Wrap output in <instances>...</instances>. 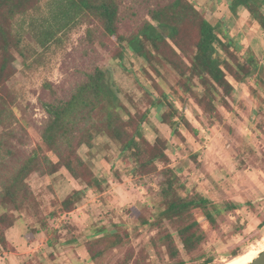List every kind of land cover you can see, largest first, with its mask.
Here are the masks:
<instances>
[{"label": "rangeland", "instance_id": "374dc122", "mask_svg": "<svg viewBox=\"0 0 264 264\" xmlns=\"http://www.w3.org/2000/svg\"><path fill=\"white\" fill-rule=\"evenodd\" d=\"M157 1L169 4L173 0ZM196 1L206 19L220 26L219 37L235 44L232 55L220 50L222 58L237 69L253 54L258 64L255 73L242 82L229 77L233 90L226 97L228 105L222 101L221 91L213 100L218 112L214 118L199 105L204 92L198 80L181 77L161 58L149 63L121 42L142 26L147 18L144 8L138 6L135 17L121 12L116 36L107 35L93 17L77 23L68 22L63 14L61 26L64 22L67 26L56 38L46 40V29H57L56 6H62L63 12L70 6L68 0H41L39 10L20 15L13 23L26 58L12 50L11 76L0 82V96L5 101L1 109L9 114L8 123L0 125V134L11 131L7 139L14 156L15 151L21 158L40 152L56 162L54 155L41 148L40 139L47 121L43 104L54 99L50 89L67 98L92 66L101 68L111 90L108 109L115 105L125 120L130 118L128 112L137 117L147 114L143 133L151 143L156 132L167 139L170 167L185 187H177L179 196H201L208 201L215 222L206 220L204 214L195 215L205 240L194 253H186L176 225L162 220L165 206L159 184L165 177L132 176L135 160L120 157V143L98 134L94 146H81L78 155L90 166L101 190L86 189L65 169L47 177L31 175L28 183L36 201L29 203V211L21 215L14 208L0 207V215L15 220L6 231L12 252L0 248V264H124L127 257H131L128 264H249L264 251V27L245 8L233 14L230 0ZM253 1L261 5L264 16L263 0ZM122 3L121 10L130 0ZM187 26L182 46L193 53L198 34L194 26ZM155 101H160L157 106ZM164 112L175 114L177 135L160 122ZM159 168L165 166L159 164ZM75 190L86 194L75 197L74 210L51 217ZM167 234L179 250L176 259L167 241L161 239ZM115 235L123 236L122 242L108 244L112 239L107 237ZM101 237L106 242L95 249L104 253L92 261L87 245Z\"/></svg>", "mask_w": 264, "mask_h": 264}, {"label": "trees", "instance_id": "16d2710c", "mask_svg": "<svg viewBox=\"0 0 264 264\" xmlns=\"http://www.w3.org/2000/svg\"><path fill=\"white\" fill-rule=\"evenodd\" d=\"M230 1V10L233 14L239 7H244L264 27L261 5L253 0ZM40 2L41 0H0V82L11 76V64L14 60L12 50H17L26 58L21 46V37L14 32L13 23L20 15L28 16L30 11L34 13L39 10ZM68 2L70 10L67 12L61 10L62 6H56L53 18L57 29L52 27L46 29V40L56 38L58 31L67 26V22L61 26L60 16L63 14L68 22L77 23L93 17L107 35L116 36L122 20L121 12H126L127 15L130 13L135 17L137 7L144 8L147 11V18L142 26L122 37L121 42L126 44L128 50L149 63L161 58L181 77L187 76L190 80H198L204 92L199 105H202L212 118L218 113L213 106L217 94L221 96V91L224 92L222 101L227 104L226 97L233 90L229 77L242 82L254 74L258 67L253 54L238 64L237 69L231 66L227 59L222 58L220 50L232 55L235 44L233 45L232 41L225 42L219 37L220 26L212 25L192 0H173L169 4H159L157 0H130L129 5L123 10L122 0H68ZM187 24L194 26L198 34L193 53H189L182 46L181 36L185 35L183 31H186L184 28ZM87 34L92 38L91 31ZM45 43L43 42V45ZM171 44L177 46L178 50ZM124 49L125 47L122 48ZM105 79V72L97 66H92L67 98H60L53 88L50 89L54 99L43 104L47 121L40 139L43 143L41 148L54 155L58 159L56 162L48 154L40 152H33L21 158L15 151L14 156L7 139L11 131L0 134V207L14 208L21 215L28 212L29 203L36 201L32 187L28 183L31 175L47 177L61 169H65L72 179L84 184L86 189L101 190L100 182L95 179L90 166L78 155V149L83 145L92 148L96 135L104 134L120 143V157L135 160V165L131 169L132 176L140 179L149 177L151 180L158 175L165 177L159 184L165 206L161 215L162 220L167 219L176 225L177 234L186 253H194L206 238L202 224L195 215L204 214L206 220L215 222L213 212L208 210V201L201 196L191 198L179 196L177 187L184 189L185 187L179 174L170 167V158L166 154L167 139L159 132H156L154 143L145 137L142 125L147 119V114L137 117L136 114L128 112L130 118L125 120L115 105L108 109L107 96L111 90L105 84ZM159 102L155 101L153 105L157 106ZM2 104H5L4 96H0V125H5L8 123L9 114L4 115ZM165 113L160 114V122L171 127L172 134L177 135L178 122L173 120L175 114ZM159 164L165 168L160 169ZM85 194V190H75L57 205L50 216L57 218L70 213L77 204L75 199L83 198ZM14 221L9 215H0V248H7L9 252L12 251L8 250V247L13 246L7 238L6 231L12 228ZM108 238L112 239L108 244L116 246L124 237L115 235ZM163 238L168 243L172 258L179 257V250L174 245L171 235L167 234L161 237ZM104 242H106L104 237L89 242L87 254L90 260L94 261L103 255V250L95 248ZM130 259L131 257H127L124 264H128Z\"/></svg>", "mask_w": 264, "mask_h": 264}, {"label": "water", "instance_id": "95a60500", "mask_svg": "<svg viewBox=\"0 0 264 264\" xmlns=\"http://www.w3.org/2000/svg\"><path fill=\"white\" fill-rule=\"evenodd\" d=\"M250 264H264V251Z\"/></svg>", "mask_w": 264, "mask_h": 264}, {"label": "crops", "instance_id": "0c3cea01", "mask_svg": "<svg viewBox=\"0 0 264 264\" xmlns=\"http://www.w3.org/2000/svg\"><path fill=\"white\" fill-rule=\"evenodd\" d=\"M220 1H222V0H220ZM193 2L195 3V6H196V7H197V6H200V5H198V3H197L196 0H194ZM197 8H198V7H197ZM239 8H244V7H239ZM239 8H238V9H239ZM198 9H199V8H198ZM229 9H230V7H229Z\"/></svg>", "mask_w": 264, "mask_h": 264}, {"label": "bare ground", "instance_id": "6f19581e", "mask_svg": "<svg viewBox=\"0 0 264 264\" xmlns=\"http://www.w3.org/2000/svg\"><path fill=\"white\" fill-rule=\"evenodd\" d=\"M260 254H261V253H260ZM260 254H259V255H260ZM259 255H258V256H259ZM258 256H257V257H258ZM257 257H256V258H257ZM256 258H254L251 262H253ZM251 262H250V263H251ZM250 263H249V264H250Z\"/></svg>", "mask_w": 264, "mask_h": 264}]
</instances>
